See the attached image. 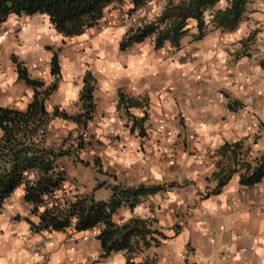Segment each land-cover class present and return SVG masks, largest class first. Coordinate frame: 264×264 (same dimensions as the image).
Masks as SVG:
<instances>
[{
  "label": "crops",
  "instance_id": "1",
  "mask_svg": "<svg viewBox=\"0 0 264 264\" xmlns=\"http://www.w3.org/2000/svg\"><path fill=\"white\" fill-rule=\"evenodd\" d=\"M128 24L108 22L64 36L44 13L10 14L0 26L1 103L22 107L31 96L29 88L19 89L25 82L17 78L12 53L32 76L48 81L51 55L58 52L61 77L49 103L70 112L79 108L82 75L89 69L97 78V112L90 122L94 138L88 145L91 160L80 155L77 161L91 163L96 172L83 180L65 165L67 175L77 178H69L70 189L107 198L113 175L128 183L165 182L133 208L114 214L118 222L154 216L168 235L135 260L156 254L157 264H264V177L242 185L237 170L218 184L225 160L219 148L225 141L243 139L250 158L264 153L259 128L264 123V0H250L234 30L213 28L200 38L187 34L173 50L155 49L149 38L120 50L119 40L133 23ZM9 85L12 90L3 88ZM119 90L140 104L128 110L117 106ZM127 112L146 114L143 134L131 128ZM54 125L62 131L74 123L56 118ZM18 196L21 207L7 208L6 202L0 212V264L124 263L122 251L100 256L97 228L31 230L28 205L20 191Z\"/></svg>",
  "mask_w": 264,
  "mask_h": 264
},
{
  "label": "trees",
  "instance_id": "2",
  "mask_svg": "<svg viewBox=\"0 0 264 264\" xmlns=\"http://www.w3.org/2000/svg\"><path fill=\"white\" fill-rule=\"evenodd\" d=\"M219 1L166 0L151 18L143 16L126 28L119 40V49H130L135 43L149 38L155 49L166 46L173 50L180 47L182 38L187 34L200 38L213 28L234 30L246 17L250 0H225L224 5L217 7ZM122 2L0 0V26L12 13H44L59 33L72 36L96 26L110 5ZM130 2L129 14L148 0ZM193 28L195 31H191ZM11 59L17 78L23 80L32 92L22 107L0 102V212L9 198L20 191L28 205L26 219L31 230L51 232L97 228L95 237L100 244L101 257L122 251L126 257L123 264H157L156 254H145L140 260H135L138 253L160 245L168 237L156 224V218L131 216L118 222L114 214L124 206L133 208L145 196L164 188L165 182L128 183L113 175L114 182L106 184L110 188L107 198H98L92 191L75 192L68 185L69 176L63 159H79L94 138L90 122L97 112L96 76L89 69L84 70L78 96L79 108L70 112L58 103H49L61 77L56 50L50 58L51 79L48 81L32 76L25 62L15 54H11ZM138 104L140 102L134 97L119 90L117 106L123 105L128 110V107ZM127 114L133 119L131 128L137 127L143 134L146 114L140 117ZM56 118L73 122L74 126L59 131L54 125ZM259 128L264 133V123ZM219 151L225 156L219 185L237 170L242 185H254L264 177V153L250 158V147L243 139L225 141ZM94 160L97 161V158ZM95 167L102 171L100 165ZM217 188L214 187L213 191Z\"/></svg>",
  "mask_w": 264,
  "mask_h": 264
},
{
  "label": "rangeland",
  "instance_id": "3",
  "mask_svg": "<svg viewBox=\"0 0 264 264\" xmlns=\"http://www.w3.org/2000/svg\"><path fill=\"white\" fill-rule=\"evenodd\" d=\"M166 0H148V2L145 5H142L141 7H139L138 9L134 10L131 14H129L128 8L131 6V2L130 0H123L122 3L119 4H115V5H110L103 17V19L95 26L100 28L102 24H106L108 22H114L115 23H121V21H127L129 22V24L131 23H135L138 21V19L141 18V16H145L146 18H151L156 12H158V10L163 6V4L165 3ZM219 5H224V0H222V2L218 3L216 6ZM128 24V25H129ZM20 58V57H19ZM88 60H86L84 62L83 68L86 67V64H88ZM11 85H15V82H13ZM5 90H12L11 86H7V87H3ZM29 88V91L32 92L30 87H27L25 85V83L21 84V87H19V89L23 92H25V90H27ZM30 92V94H31ZM2 95V93H1ZM2 96H0V102L2 101ZM57 96L52 94L51 95V101H53V99H55ZM59 119L61 118H57V123L59 121ZM62 124V122H61ZM67 126L63 127L64 129L67 128ZM92 148H88L86 150H83L81 152V156L85 159L91 160V153H92ZM64 164L67 167V170L70 172V174H78L80 176V178H82L84 180V178L86 177H91V174H95L96 169L94 167L91 166L90 164H86L84 161H77V160H72V158H64L63 159ZM98 172V170H97ZM99 173V172H98ZM70 178V177H69ZM72 180H76L77 178H75L74 176H71ZM71 180V181H72ZM110 190V188H109ZM8 204L6 205V207H11L12 205L21 207L22 205V201L20 200V197L18 196V191H16L14 193V195H12L9 200L7 201Z\"/></svg>",
  "mask_w": 264,
  "mask_h": 264
}]
</instances>
